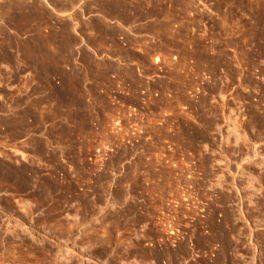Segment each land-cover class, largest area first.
Here are the masks:
<instances>
[{
  "label": "rangeland",
  "instance_id": "1",
  "mask_svg": "<svg viewBox=\"0 0 264 264\" xmlns=\"http://www.w3.org/2000/svg\"><path fill=\"white\" fill-rule=\"evenodd\" d=\"M0 264H264V0H0Z\"/></svg>",
  "mask_w": 264,
  "mask_h": 264
}]
</instances>
